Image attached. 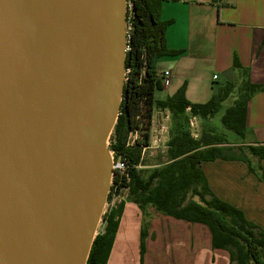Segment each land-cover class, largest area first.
I'll use <instances>...</instances> for the list:
<instances>
[{
    "label": "water",
    "instance_id": "1",
    "mask_svg": "<svg viewBox=\"0 0 264 264\" xmlns=\"http://www.w3.org/2000/svg\"><path fill=\"white\" fill-rule=\"evenodd\" d=\"M126 42V0H0V264H87Z\"/></svg>",
    "mask_w": 264,
    "mask_h": 264
},
{
    "label": "crops",
    "instance_id": "2",
    "mask_svg": "<svg viewBox=\"0 0 264 264\" xmlns=\"http://www.w3.org/2000/svg\"><path fill=\"white\" fill-rule=\"evenodd\" d=\"M160 17L171 22L165 33L167 48L182 53L158 60L157 74L160 77L169 71L170 83L156 93V101L167 100L186 84L187 100L205 104L232 84L228 100L234 97L233 106L245 84L260 86L248 102L246 138L227 137L228 147L264 173V159L252 152L264 149V0H180L163 3ZM174 123L169 110H153L146 155L160 151L167 161ZM200 168L213 194L264 229V182L248 164L218 159L204 162ZM143 230L147 238L142 263ZM107 264H231V256L227 250L213 248L207 226L166 216L151 205L140 208L126 201Z\"/></svg>",
    "mask_w": 264,
    "mask_h": 264
},
{
    "label": "trees",
    "instance_id": "3",
    "mask_svg": "<svg viewBox=\"0 0 264 264\" xmlns=\"http://www.w3.org/2000/svg\"><path fill=\"white\" fill-rule=\"evenodd\" d=\"M180 0H132V32L130 51L127 53L126 68L131 70L125 83L123 99L117 124L110 137V149L122 156L130 166V182L114 180L117 192L129 188L126 201L140 208L151 205L158 212L192 224H203L209 228L213 248L227 250L231 264H264V229L249 222L242 211L219 199L210 190L207 179L200 168L204 162L218 159L240 160L248 164L252 173L264 182L261 168L254 169L243 155H237L228 147L227 135L217 134L204 128L200 139H195L190 130V116L208 120L215 117L222 105L233 93L234 86L227 84L205 104H193L186 98V84L165 101H156L155 95L163 90L157 74V62L163 57L178 56L181 51L167 48L165 33L171 22L160 17L163 3ZM260 86L245 84L240 97L222 117L226 130L238 139L247 135L248 102ZM169 110L174 119V129L167 146V161L162 168L144 176L143 149L150 147V131L153 110ZM190 112L189 116L187 112ZM140 133L135 145L128 147L131 132ZM264 159V149H252ZM110 200V196L109 199ZM126 201L117 204L102 218L103 232L96 236L87 264H107ZM147 233L141 237V261L146 253Z\"/></svg>",
    "mask_w": 264,
    "mask_h": 264
},
{
    "label": "built area",
    "instance_id": "4",
    "mask_svg": "<svg viewBox=\"0 0 264 264\" xmlns=\"http://www.w3.org/2000/svg\"><path fill=\"white\" fill-rule=\"evenodd\" d=\"M127 2V42H126V53L130 51V46H129V41H130V35L132 32V11H133V5H132V0H126ZM131 73L130 69L125 70V83L128 80V77ZM162 86L164 87L165 85H168L170 83V72L165 71L162 73L160 76ZM214 80H217V76H214ZM195 120L196 118L193 117L192 120H190V126L194 127L195 126ZM140 138V133L138 131L131 132L128 137V142L127 146L131 147L135 145V143L139 140ZM110 146V145H108ZM110 148V147H109ZM147 148L143 149L142 153V159L145 157ZM110 156L112 160V180H111V186L107 198V202L105 205V209L103 212V216L109 209L112 207H115L117 204L126 201L128 194H129V188H124L117 192V187H114V180H122L125 179L127 183L130 182V166L128 162L122 157V156H117L114 151L110 149ZM110 196V200L109 199ZM103 218V217H102ZM102 222V221H101Z\"/></svg>",
    "mask_w": 264,
    "mask_h": 264
},
{
    "label": "rangeland",
    "instance_id": "5",
    "mask_svg": "<svg viewBox=\"0 0 264 264\" xmlns=\"http://www.w3.org/2000/svg\"><path fill=\"white\" fill-rule=\"evenodd\" d=\"M234 100L233 98H230L229 100H227L225 103H223L222 108L220 110V112L213 118H210L208 120H201L199 118H196L195 120V126L191 127L189 124V130L192 134V136L195 139H200L202 132L204 130V128H211L213 129L217 134L221 135V134H226L229 138L234 139L237 138L232 132L226 130V128L223 126L222 124V117L224 116L226 110L231 107V104ZM193 117L190 116V120H192ZM111 137V136H110ZM228 138V140H229ZM108 145H110V138L108 141ZM146 155V154H145ZM163 155L160 151H154L152 154H148L145 156L144 158V163L143 166L140 167V169L142 171H144V176L148 177L154 170L162 168L165 163V159H163ZM102 228V222L99 225L98 231H97V235L98 233L101 231Z\"/></svg>",
    "mask_w": 264,
    "mask_h": 264
}]
</instances>
